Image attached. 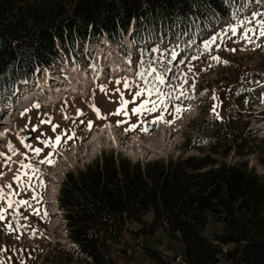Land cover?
I'll list each match as a JSON object with an SVG mask.
<instances>
[{"label": "rangeland", "instance_id": "rangeland-1", "mask_svg": "<svg viewBox=\"0 0 264 264\" xmlns=\"http://www.w3.org/2000/svg\"><path fill=\"white\" fill-rule=\"evenodd\" d=\"M75 1L64 0L70 7ZM253 12L264 13V10H253ZM253 12L248 13L243 10L233 16L226 25L214 30V33L208 35L204 32L202 40H196L198 41L195 47L196 54L190 57L185 51L179 49L180 42L170 45L168 42V45L164 47L162 39L152 37L146 31L147 43L136 55L139 68L137 78L134 80L121 75L109 79L99 76L96 83L83 96L67 95L49 106L42 104V98H37L32 104L12 114L9 123L0 126L6 134V137L0 140V153L5 154L0 156V172L3 173L0 176V191L4 194V198L0 199V208L4 209L5 217L4 220H0V264H85L83 255L74 254L67 247L70 238L66 230L63 210L56 209V203L52 202L55 196L51 195L47 174L50 179L52 176L62 182L67 172L76 174L99 158L104 151L117 152L135 163L155 160L165 162L169 158L176 159L178 156L185 158L189 155L215 158L219 161L222 159L231 163L244 160L248 162L249 169H252L260 178H264V138H262L264 136V37L259 36V27L254 20L248 24L249 27L256 29L255 33H249L253 37L251 43L241 39L243 24L235 34L228 28V23L244 21L246 18L251 20ZM257 19H264V17H257ZM213 37L215 39L206 49L204 42L212 40ZM131 38L130 36V40ZM60 41L58 73L59 75L63 73L62 76H65L72 68L68 66L70 48L63 47ZM152 48H158V51L152 52ZM173 50L176 52L175 59L171 56ZM214 56L219 57L220 60H213ZM150 67L163 73L165 84L161 85L155 81V73L149 72ZM142 72L143 75H140ZM43 77L44 75L40 72L37 79H43ZM145 77L148 83L156 84L162 93H171V96L166 100L167 108L161 106L155 112L133 114L131 108L136 107L141 99H157L154 93L151 97L141 96L136 97L135 101L132 100L139 87L148 86ZM118 80L120 83H117ZM125 80L130 84L129 88H124ZM178 85L183 86L186 95H180ZM116 89H119L124 94V98L130 101L126 109L122 110L128 111V116L115 114L120 102V92ZM213 95L216 97L215 100L212 99ZM197 101L200 104L195 113H190L189 110L176 114L174 111L177 104L187 108L189 103ZM36 104L39 108L34 107ZM214 104L219 119L211 111ZM93 105L100 109L99 115ZM26 108L28 111L21 115L20 113ZM77 110L82 114L78 115ZM257 112L262 113V116L255 115ZM161 114L163 119L156 120V117ZM65 116L67 119L64 118ZM49 118L52 124L58 125L55 133L48 123L40 124L41 120ZM148 119H153L155 122L153 130L161 124L170 125L174 135L168 136L164 129H158L162 133L158 136H154L153 130L142 131L143 122ZM117 121H123V123H117ZM107 123L112 124L114 128L122 129L128 136L139 135L141 140L138 143H142V146L140 148H136L137 145L121 147L117 145L119 143L113 144L114 141H107L103 134L97 143V132L101 134L100 129ZM132 124L136 127L131 128ZM198 124H202V132H206V135L204 137L190 136L196 128L195 125ZM229 124L235 128V132L242 134L251 143V147L230 145L229 141L233 136L229 129L231 126L227 127ZM34 125L37 128L32 131ZM224 130L228 132L223 133ZM215 131L220 132L221 135H218V138L220 137V141L225 140L224 145L220 141L216 145L209 143L215 138V134L217 135ZM29 133L32 136L27 138ZM60 133H62L61 142L52 157L54 164H40L39 161L51 151V148L44 147L37 137L54 138L55 134ZM173 136L175 137L173 141H167V138ZM114 137L110 136V138ZM8 143L17 150L15 154L8 148ZM25 143L44 150L39 155H35L30 148L24 146ZM74 144L78 146L77 152V147H73ZM61 155L65 156L61 163L67 165L57 168ZM9 156L11 159L5 164L4 161ZM70 158L72 160L68 165ZM21 161L24 164L34 165L38 172L33 173L31 169L23 168ZM25 172L28 175H21L20 180L14 179L17 174ZM53 172L55 176L51 175ZM57 185L58 182L56 187H53V192L55 188L57 190ZM9 193H11L10 196ZM9 199L12 202L11 207L8 206ZM21 200L27 203H18ZM146 217L147 220L151 219L152 213L149 212ZM9 225L12 228L11 231L8 230ZM138 226L137 223L128 224V231L122 239L118 243H112L114 247L112 257L116 264L124 262L157 264V261L149 256L152 249L164 257L173 258L176 263L182 261L181 253L184 243L179 235L174 236L158 230L153 236L145 239L143 235H132L129 232L135 231ZM221 230L222 225L211 220L205 234L212 236ZM230 248L232 246L226 247V249ZM218 264L230 263L221 259Z\"/></svg>", "mask_w": 264, "mask_h": 264}, {"label": "trees", "instance_id": "trees-1", "mask_svg": "<svg viewBox=\"0 0 264 264\" xmlns=\"http://www.w3.org/2000/svg\"><path fill=\"white\" fill-rule=\"evenodd\" d=\"M234 11L223 0H76L72 7L64 0H0V111L11 103L17 83L32 80L39 68L53 63L57 37L73 44L103 30L113 35L133 18L146 16L153 32L179 28L190 57L196 53L190 38L197 27L212 26ZM201 125L190 136L204 137ZM229 129L231 146L251 147L233 126ZM215 133L213 145L220 141V132ZM58 201L85 264H116L112 243L122 239L130 223L139 226L129 232L145 239L158 230L182 238V261L152 249L149 256L157 264H218L221 259L264 264V178L244 160L189 155L135 163L104 151L76 174L65 175ZM211 220L222 230L208 236Z\"/></svg>", "mask_w": 264, "mask_h": 264}, {"label": "snow or ice", "instance_id": "snow-or-ice-1", "mask_svg": "<svg viewBox=\"0 0 264 264\" xmlns=\"http://www.w3.org/2000/svg\"><path fill=\"white\" fill-rule=\"evenodd\" d=\"M223 2L225 4L229 3V0H223ZM232 15H235V13H232ZM257 17H264V13L261 12H253L252 13V18L251 20H248L247 18L244 21H239L237 20L236 23H228V28L231 30V32L233 34H235L238 30H240V25L243 24L244 27L242 28V35H241V39H244L245 41L251 43L253 42V37L249 35V33H255L256 29L249 27L248 24L251 23L252 20H254L255 24L259 27V36L260 37H264V19H257ZM215 39V37L212 38V40H206L204 42V47L207 49L209 47V45L213 42V40ZM231 51H234V49H230ZM152 52H157L158 48H152L151 49ZM171 56L173 59L176 58V52L173 50L171 53ZM213 60L219 61L220 58L217 56L212 57ZM224 63H228L227 61H223ZM150 73H155L154 79L155 81L158 82V84H165V76L163 75V73L157 71L156 68L154 67H150L149 69ZM140 75H143V72L140 73ZM146 83H148L147 81V77H145ZM117 83H120V81L118 80ZM130 84L128 83L127 80L124 81V88H129ZM171 87V86H170ZM177 87L180 88V95L184 96L186 95V91L183 88V86L178 85ZM103 90V89H102ZM117 92H120L119 89H116ZM156 94L157 99L156 100H150L147 98L141 99L140 103L136 106L131 108V112L133 114H139V113H143V112H155L157 110L158 107H164L167 108V98L171 96V93H162L159 89V87L156 84H151L148 83L147 87H139L138 90L135 91L132 100L135 101L136 97H141V96H147V97H151L153 96V94ZM213 100L216 99L215 95H213L212 97ZM130 103V101L126 100L124 98V94L122 92H120V102H119V107L116 109V113L117 115L119 114H123L124 116H128V111H122L124 109H126L127 105ZM148 105H151L150 107ZM34 107L39 108V105L36 104L34 105ZM94 110L96 111V113L99 115L100 109L96 108L95 105H93ZM191 110V105H189L187 108L183 107L180 104H177L174 108V111L176 114H181L185 111H189ZM28 109H24V112H21V115H24L25 112H27ZM211 111L213 112V114L216 116L217 119H219V115L216 113V106L215 104L212 106ZM77 114L80 115L82 113H80L79 110H77ZM65 119H67V116L64 117ZM163 119V115H159L156 117V120H162ZM167 123H171L172 121H166ZM44 123H48L51 128L52 131L55 133L56 129L58 127V125L52 124L50 118L48 120H41L40 124H44ZM117 123H123V121H117ZM89 127H91V122H89ZM131 128H135L136 125L132 124L130 125ZM37 128L36 125L33 126L32 131H35ZM127 130V129H126ZM142 131H147L146 128H142ZM61 138H62V133L60 134H55L54 138L53 137H47V138H43L41 139V137H37V139L41 140V143L44 145V147L47 148H51V151H49L40 161V164H49L52 165L54 164V160L52 159V157L55 154V150L57 148V146L60 144L61 142ZM24 146L26 148H30L31 151L35 154V155H39L44 149L41 147H33L32 145H29L27 143L24 144ZM8 148L13 152V154H15V152L17 151L14 146L11 143H8ZM4 153H0V156H4ZM11 159V157H7L4 161L5 164L8 163V161ZM22 167L25 169H31V171L33 173L38 172V169L32 165V164H24L21 161ZM3 173L0 172V176H2ZM21 175H28V173H19L16 176H14V179L16 180H20V176ZM8 187H11V185H8ZM9 196L11 195V193L8 194ZM4 198V194L2 193V191H0V199ZM18 203H22V204H26V201H19ZM8 206L11 207L12 206V202L9 199L8 201ZM4 209L0 208V220H4L5 217L3 215ZM8 230L11 231L12 228L9 225L8 226Z\"/></svg>", "mask_w": 264, "mask_h": 264}, {"label": "bare ground", "instance_id": "bare-ground-1", "mask_svg": "<svg viewBox=\"0 0 264 264\" xmlns=\"http://www.w3.org/2000/svg\"><path fill=\"white\" fill-rule=\"evenodd\" d=\"M134 29V31H137V28H132ZM133 42L132 40H130L129 35H124L123 33H121V35H119L118 37L115 38H109L107 34H105L103 37H101L100 39H96L92 42H88L85 47H84V54L87 57H90L91 54H94V60H97L99 65L103 68L105 75H111V76H116V75H120V74H127L128 76H133L134 70H135V62H133L132 60L128 59H124V51H123V47L124 45H126L128 47V50H132L133 46H132ZM96 55V56H95ZM83 68L85 70V72H88V69L85 68V64H83ZM102 70L101 69H97L98 74H100ZM56 69H51L49 71H47V73L45 74L46 76V80L45 82H39V84H35L34 87V91L39 94V95H48L49 94V101H56L59 99V95L61 93V89L67 91V90H71L72 88H74L73 91L78 92V89H80L82 92L84 90H86L87 86L86 84L88 83V80L86 78H81V76L79 75L78 78L75 79H70V82L72 80V82H64L63 80H61V78L55 76L54 74L56 73ZM78 72V68L74 67L72 68V72L70 73L71 75L75 74ZM96 74V75H98ZM94 77V76H93ZM50 79H56V84H50L49 80ZM60 83V84H58ZM78 88V89H77ZM71 92V91H70ZM65 92H62V94H64ZM26 94V93H25ZM24 94V95H25ZM33 94L28 93L26 96L22 97L17 105L19 107V109L24 108L26 105H28L27 102H22L21 100L23 99H27L30 96H32ZM47 98V97H45ZM31 101V99H29V102ZM10 117V115H7L6 118ZM159 129H164L165 132H167L168 136L170 135V130L167 128H159ZM102 130V131H101ZM101 134L100 132H97V143H98V139L101 137V135L103 134V137L106 138L107 141L112 142L113 144H117L119 146H124L126 148L131 147V146H136V148H140V146H142V143H138L140 142L139 140H141V138L139 136H133L131 138V140L128 141L129 137L123 133L121 130H117L118 131V137H117V133H116V129L113 127L112 124L108 123L105 126H103L101 129ZM105 133V136H104ZM115 135H114V134ZM112 137L115 136L114 138H110V136ZM157 135V133L154 132V136ZM4 135L0 134V140L4 139ZM175 137L172 138H167V141L171 140L173 141ZM106 141V142H107ZM96 143V145H97ZM122 144V145H120ZM76 146V152L78 150V146L76 144L73 145V147ZM123 147V148H124ZM147 147V146H146ZM135 148V147H134ZM145 150H147L146 148H143ZM142 149V150H143ZM145 150H143L144 152H146ZM61 152H63L61 150ZM147 152H149V150H147ZM62 159L65 157L64 155H61ZM62 159L58 162V165L56 166L57 168H61L66 166V163H61ZM64 160V159H63ZM72 160V158H70V160L68 161V165H70V161ZM51 175L55 176V173L53 172ZM56 180V181H55ZM58 182V179L55 177L51 176V190L53 192V187H56V184Z\"/></svg>", "mask_w": 264, "mask_h": 264}, {"label": "water", "instance_id": "water-1", "mask_svg": "<svg viewBox=\"0 0 264 264\" xmlns=\"http://www.w3.org/2000/svg\"><path fill=\"white\" fill-rule=\"evenodd\" d=\"M151 127H152L151 124L149 123L146 124L147 129H151ZM31 136H32L31 133L27 134V138H30Z\"/></svg>", "mask_w": 264, "mask_h": 264}]
</instances>
